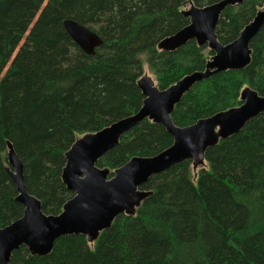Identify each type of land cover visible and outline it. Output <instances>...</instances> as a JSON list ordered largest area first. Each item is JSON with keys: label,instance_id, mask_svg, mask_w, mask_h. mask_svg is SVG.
<instances>
[{"label": "trees", "instance_id": "trees-1", "mask_svg": "<svg viewBox=\"0 0 264 264\" xmlns=\"http://www.w3.org/2000/svg\"><path fill=\"white\" fill-rule=\"evenodd\" d=\"M217 1L0 0V229L23 213L7 172V144L22 163L27 193L45 215L60 214L73 196L61 180L65 153L84 134L139 111L144 63L159 89L204 71L213 56L204 46L190 41L162 52L157 45L188 24L183 11L190 5ZM263 6L264 0H244L226 7L215 28L218 42L234 41ZM66 19L102 40L92 56L65 32ZM249 47L245 69L215 73L182 97L173 125L239 106L244 87L264 96V27ZM172 142L161 124L145 120L96 166L110 178L131 158L155 156ZM140 189L151 195L135 214L118 215L93 243L63 236L45 257L20 246L10 264H264V113L209 148L201 164L178 163Z\"/></svg>", "mask_w": 264, "mask_h": 264}, {"label": "water", "instance_id": "water-1", "mask_svg": "<svg viewBox=\"0 0 264 264\" xmlns=\"http://www.w3.org/2000/svg\"><path fill=\"white\" fill-rule=\"evenodd\" d=\"M244 0H219L183 11L188 24L157 45L162 52H173L190 41L207 46L213 56L204 71L185 75L166 89H159L152 78L143 75L138 87L144 97L135 114L121 119L96 132L76 139L65 153L61 180L73 196L63 205L60 214L45 215L38 199L28 194L24 184L22 163L7 144V172L17 191L16 200L23 206L22 216L0 229V264H10L14 250L26 247L30 255L45 257L56 240L63 236L81 235L88 243L109 229L118 215L132 216L140 204L151 195L141 190L151 177L183 161L194 166L201 164L204 154L220 141L237 133L251 119L264 113V96L250 87L239 95L241 104L200 119L187 127H176L170 115L174 107L192 87L209 76L226 71H241L250 63V42L264 27V6L244 26L238 37L229 44L218 42L215 28L226 7L241 5ZM62 27L80 50L88 56L102 44V40L88 27L73 19H66ZM161 124L172 137V145L152 157H133L114 170L108 178L106 168H98L97 161L119 144L123 135L143 121Z\"/></svg>", "mask_w": 264, "mask_h": 264}, {"label": "rangeland", "instance_id": "rangeland-1", "mask_svg": "<svg viewBox=\"0 0 264 264\" xmlns=\"http://www.w3.org/2000/svg\"><path fill=\"white\" fill-rule=\"evenodd\" d=\"M204 48H207V46L205 45ZM208 51H209V48L206 49L205 55H207ZM141 59H142L143 61H145V60H146V56H145V55L141 56ZM209 59H210V57H209ZM209 59H208V60H209ZM143 73H144V75H147V76H149L150 78L153 79V76H152V74H151V72H150L148 66L146 65V63H144V66H143ZM153 81H154V79H153ZM193 168H194V170H195L194 172H196V171L198 170V169H197L198 167H193V166H192V170H193Z\"/></svg>", "mask_w": 264, "mask_h": 264}, {"label": "bare ground", "instance_id": "bare-ground-1", "mask_svg": "<svg viewBox=\"0 0 264 264\" xmlns=\"http://www.w3.org/2000/svg\"><path fill=\"white\" fill-rule=\"evenodd\" d=\"M263 8V7H262ZM55 243V242H54ZM15 251V250H14ZM28 251V250H27Z\"/></svg>", "mask_w": 264, "mask_h": 264}]
</instances>
